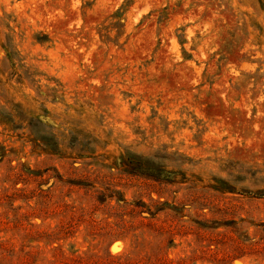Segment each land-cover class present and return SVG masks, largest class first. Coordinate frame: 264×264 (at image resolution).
I'll return each instance as SVG.
<instances>
[{"label":"rangeland","instance_id":"rangeland-1","mask_svg":"<svg viewBox=\"0 0 264 264\" xmlns=\"http://www.w3.org/2000/svg\"><path fill=\"white\" fill-rule=\"evenodd\" d=\"M0 264H264V0H0Z\"/></svg>","mask_w":264,"mask_h":264}]
</instances>
